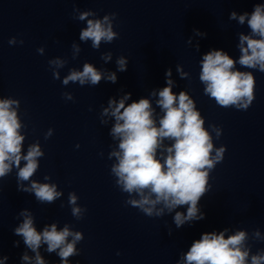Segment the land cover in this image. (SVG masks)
<instances>
[{
    "label": "clouds",
    "instance_id": "9594fccd",
    "mask_svg": "<svg viewBox=\"0 0 264 264\" xmlns=\"http://www.w3.org/2000/svg\"><path fill=\"white\" fill-rule=\"evenodd\" d=\"M94 15L92 11H85L80 12L76 18L83 21ZM116 15L111 13L103 19H87V27L80 31V40H91L92 48L99 49L102 41L110 44L118 39L119 34L113 31L112 24ZM229 18L238 19L241 25L247 20L251 29L249 35L241 34L239 37L241 55L238 63L264 73V5H255L250 16L245 12L237 17L233 11ZM9 43L14 44L15 39H11ZM73 47L79 51L76 45ZM39 51L42 52V49ZM111 55L109 52L101 58L107 61L111 59ZM48 63L49 66H64V62L59 59L50 60ZM235 63L226 52L210 51L203 56L199 79L205 85L204 94L214 99L218 106L247 109L254 100V77L251 72L234 70ZM116 64L117 71H127L128 61L125 57H118ZM178 71L181 70L178 68ZM52 75L54 79L60 78L57 71H53ZM185 75L181 71L182 78ZM165 76H171V69L166 70ZM102 78L111 83L117 82L116 73L105 75L92 64L85 63L82 71L71 70L62 83L67 85L71 81L78 82L80 86H98ZM167 85L159 91V99L156 101L163 111L158 126L154 119L155 110L149 99L142 98L138 102L125 105L130 93L118 102L109 99L108 107L102 114L107 115L110 112L115 118L110 135L119 140V150L110 153V158L114 156L117 160L111 167V173L117 178L116 184L122 192L128 193L129 197L133 194L139 197L128 199L126 204L139 209L148 217H162L165 210L171 213L178 207L187 206L186 214L176 211L173 216V222L179 229L187 222L206 218L198 208V203L208 191L209 172L223 159L225 148L215 149V155H212V138L204 128V120L196 110L193 100L184 91L178 96L174 94L170 79L167 80ZM152 95L156 93L153 92ZM62 96L73 100L70 93H62ZM18 106V100L0 99V177H5L15 166L18 169L19 184L29 181L37 171L38 158L43 153L37 143L28 147L26 155L22 154L25 137L20 134L22 125L17 116ZM50 134L51 130L45 138ZM165 139L171 141V146H164ZM158 150H161L159 156ZM22 160L25 163L20 167ZM31 191L41 203H53L62 195L56 190L55 184H40L35 181L31 182ZM77 199L75 193H69L70 205H76ZM157 205L162 207L157 208ZM20 215L24 217L23 223L14 232L22 236L24 244L36 254V264H45L39 254L42 243L47 244V252H56L61 264H68L70 256L79 254L76 244L83 239L81 232L70 231L67 225L58 231L56 224L37 232L31 214L22 211ZM72 215L81 218L82 209L78 206L72 207ZM227 231L225 229L219 234L203 233L182 257L183 264H264V249L251 254L247 231L238 230L226 237ZM69 237H72L71 241ZM252 238L254 242L264 241V236L258 229L252 233ZM18 243L16 242L17 246ZM23 259L28 260V255L25 254Z\"/></svg>",
    "mask_w": 264,
    "mask_h": 264
}]
</instances>
